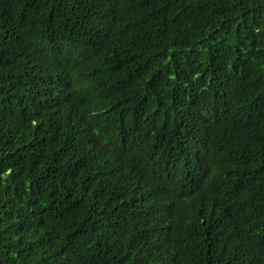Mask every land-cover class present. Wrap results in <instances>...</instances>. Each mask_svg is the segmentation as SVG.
Wrapping results in <instances>:
<instances>
[{
    "label": "trees",
    "instance_id": "trees-1",
    "mask_svg": "<svg viewBox=\"0 0 264 264\" xmlns=\"http://www.w3.org/2000/svg\"><path fill=\"white\" fill-rule=\"evenodd\" d=\"M0 264H264V0H0Z\"/></svg>",
    "mask_w": 264,
    "mask_h": 264
}]
</instances>
